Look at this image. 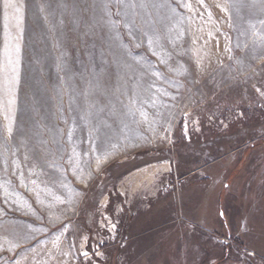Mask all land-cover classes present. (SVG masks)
<instances>
[{
	"label": "rangeland",
	"instance_id": "obj_1",
	"mask_svg": "<svg viewBox=\"0 0 264 264\" xmlns=\"http://www.w3.org/2000/svg\"><path fill=\"white\" fill-rule=\"evenodd\" d=\"M106 2L34 0L5 64L0 264H264V0Z\"/></svg>",
	"mask_w": 264,
	"mask_h": 264
},
{
	"label": "crops",
	"instance_id": "obj_2",
	"mask_svg": "<svg viewBox=\"0 0 264 264\" xmlns=\"http://www.w3.org/2000/svg\"><path fill=\"white\" fill-rule=\"evenodd\" d=\"M34 0H10L12 4L19 8V12H16L14 8H4L5 0H0V26L2 25V41H1V55H0V83L2 77L5 75V64H10L16 68V73L18 74V82L13 83L11 88H17L16 85L20 83V79L22 78V69H23V46L22 41L24 43V36H25V26L28 22V8L30 7L31 3ZM83 0H74V2L78 3ZM87 1V0H84ZM136 1V0H134ZM142 2H149L150 7L156 8H169L175 12V15L179 17H183L185 19H189L192 22V19L197 18V14H194V8L192 6V0H141ZM185 1H187L185 3ZM89 3L92 0H88ZM192 2V3H191ZM207 7L211 9L219 10L218 14H220L221 18L228 17L229 14V2L228 0H202ZM190 4L189 7L181 6V4ZM212 9V10H213ZM217 12V11H216ZM216 15V14H215ZM19 18V19H18ZM7 26H15L8 29ZM17 46L19 47V51H16ZM11 48L13 51V59L12 63H9L7 50ZM12 68L10 72L12 76L14 75L12 72Z\"/></svg>",
	"mask_w": 264,
	"mask_h": 264
},
{
	"label": "snow or ice",
	"instance_id": "obj_3",
	"mask_svg": "<svg viewBox=\"0 0 264 264\" xmlns=\"http://www.w3.org/2000/svg\"><path fill=\"white\" fill-rule=\"evenodd\" d=\"M201 2H202V0H201ZM114 3L117 6H119V5L124 4V0H114ZM178 3H180V0H178ZM124 6L125 7H135L136 5H124ZM181 6L189 7V8L191 7L190 4H181ZM87 7H90L94 11L106 12L109 9V3H107L106 0H92L91 4L90 5H87ZM139 7H142L143 8V7H146V5L144 3H141L139 5ZM4 8L5 9L14 8L16 12H19V8L16 7L14 4H12L10 2V0H5V2H4ZM16 51L17 52L19 51V47L18 46L16 48ZM9 63H12V61L9 60ZM12 72L14 74L12 76V83H13V86H14L15 83L18 82V74L16 73V68L15 67L12 68ZM14 102H15L14 101V98L8 100V104L9 105H13ZM7 131H8L9 134L12 132V129H11L10 126L7 128ZM113 227H115V225H113ZM83 255L85 257H87L88 256V253L85 251V252H83Z\"/></svg>",
	"mask_w": 264,
	"mask_h": 264
}]
</instances>
